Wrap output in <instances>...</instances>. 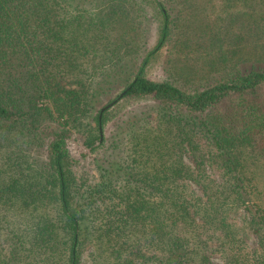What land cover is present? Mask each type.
<instances>
[{"label":"trees","instance_id":"trees-1","mask_svg":"<svg viewBox=\"0 0 264 264\" xmlns=\"http://www.w3.org/2000/svg\"><path fill=\"white\" fill-rule=\"evenodd\" d=\"M126 3L0 0L1 209L15 211L14 219L20 215L26 232L35 230L43 253L66 252V264H81L80 245L93 236L113 254L108 264H185L196 253L188 236L204 231L217 238L225 262L237 264L232 247L244 226L261 247L253 264H264V212L252 201L234 154L251 131L264 127V63L192 88L151 77L147 65L170 33L169 11L163 0L130 2L135 8L129 3L126 30L139 26L142 42L128 47L118 23ZM121 92L112 108L125 99L133 108L127 116L119 110L106 132L111 111L100 109ZM73 131L95 154L98 170L97 182L82 191L66 146ZM200 141L210 149L199 163L214 160L224 176L220 188L244 213L242 225L209 213L201 221L200 195L190 198L183 190L193 193L183 183L193 174L183 157ZM107 198L117 206L108 207L109 221L101 226L96 221ZM132 222L133 241L122 240ZM6 230L0 226L7 239ZM17 235L21 241L25 233ZM201 260L213 264L208 256Z\"/></svg>","mask_w":264,"mask_h":264},{"label":"rangeland","instance_id":"rangeland-1","mask_svg":"<svg viewBox=\"0 0 264 264\" xmlns=\"http://www.w3.org/2000/svg\"><path fill=\"white\" fill-rule=\"evenodd\" d=\"M163 1L166 3V11H169L167 19L170 33L162 50L152 57L147 65V74L151 77L168 78L179 85L192 88L205 82L211 76L264 63V0ZM130 2L133 0H128L122 13L118 16L119 26H123L119 28V31L126 38L128 47L132 45L138 47L142 42L140 27L126 30V24L133 16V8H129ZM130 5L132 4L130 3ZM132 7L135 8L134 5ZM115 93L116 91H113V96ZM122 96L123 94L120 97L115 96L114 99L107 102L115 100L113 105L105 109L111 111L109 114L111 119L106 121V132L110 131L112 122L120 113L119 110L124 111L126 115L129 109L133 108V100L129 101V99H125L112 108ZM83 130L85 131V129ZM128 135L129 132L126 133V138ZM82 141L83 136L73 131L66 142L72 160L71 173L80 191L86 186H93L98 180V170L93 162L95 154L85 147ZM190 147L192 149L185 153L183 161L191 166L193 174L185 180L183 179V183L191 188L193 193L187 189L183 190L187 191V196L190 198L200 195L201 203L198 204L200 213L197 216L203 221V218L205 219L209 213L210 217L216 221L224 217L232 223L236 222L238 226L239 223L242 225L245 221L244 213L236 207L235 202L227 195V191L220 188L219 184L222 183L224 176L217 170L214 160H206L203 164L199 163L203 155H205L204 158L208 156L210 147H204L201 141L199 145L193 143ZM129 154L132 155V152L130 151ZM234 154L240 162L241 174L248 186L252 201L261 212H264V127L251 131L243 142L235 146ZM130 159L132 160V158ZM130 159H128L129 163ZM183 174L186 177L185 172ZM128 186L133 187V182ZM116 202L117 199L110 201L107 198L105 203L100 205L102 213L96 221L98 225L103 226L109 221L106 212L109 210V206L113 204L117 206ZM10 211L7 213V210L0 207V226H5L8 228L6 231H10L8 234L10 238L6 239L5 233L0 236V264H66V252L60 250L59 254L55 252L52 255L43 253L42 249L37 246L39 243L33 240V237H41L38 234L33 235L35 230L31 233L26 232L25 230L29 229L28 224L23 221L20 215H17L15 219L12 218L15 211ZM54 213L51 212L50 215ZM32 218H36V216L33 214ZM8 222L11 223V227ZM129 229L131 231H128ZM128 230L126 229L119 237L122 240L130 238V241H133V222L129 225ZM24 233L25 235L19 241L17 234L23 235ZM188 238L190 243L194 242L193 252L196 251V253H193V256L185 264H201V259L204 256H208L213 264H227L223 256L226 255L223 253V248L219 251L217 238L215 239L205 231L201 235L190 234ZM139 241L143 243V240ZM204 241L207 242L206 248L201 247ZM142 245L151 249L150 245L144 243ZM259 247L257 236L255 237L247 226L241 228L236 243L232 247L237 264L255 263ZM79 249L81 264L114 262L111 251L106 246L99 244L96 236L90 237V240L81 244ZM201 253H203L202 256H200ZM158 254L161 255V252L158 251ZM155 263V261H149L147 264Z\"/></svg>","mask_w":264,"mask_h":264},{"label":"water","instance_id":"water-1","mask_svg":"<svg viewBox=\"0 0 264 264\" xmlns=\"http://www.w3.org/2000/svg\"><path fill=\"white\" fill-rule=\"evenodd\" d=\"M123 94V92L120 93L119 97ZM115 102V100L111 101L110 103H107L106 105H104L103 107H101L100 111L103 112L106 108L110 107L111 105H113V103Z\"/></svg>","mask_w":264,"mask_h":264}]
</instances>
